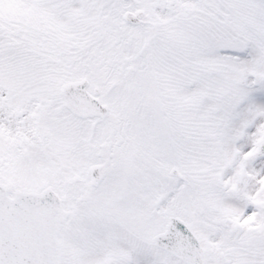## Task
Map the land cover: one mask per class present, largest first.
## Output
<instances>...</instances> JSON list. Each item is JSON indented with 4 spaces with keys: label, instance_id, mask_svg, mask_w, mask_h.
Segmentation results:
<instances>
[{
    "label": "snow or ice",
    "instance_id": "6c2138e0",
    "mask_svg": "<svg viewBox=\"0 0 264 264\" xmlns=\"http://www.w3.org/2000/svg\"><path fill=\"white\" fill-rule=\"evenodd\" d=\"M0 264H264V0H0Z\"/></svg>",
    "mask_w": 264,
    "mask_h": 264
}]
</instances>
